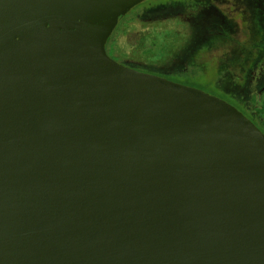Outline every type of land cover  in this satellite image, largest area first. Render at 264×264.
<instances>
[{
	"label": "water",
	"instance_id": "obj_1",
	"mask_svg": "<svg viewBox=\"0 0 264 264\" xmlns=\"http://www.w3.org/2000/svg\"><path fill=\"white\" fill-rule=\"evenodd\" d=\"M144 0H0V264H264V134L112 58Z\"/></svg>",
	"mask_w": 264,
	"mask_h": 264
},
{
	"label": "rangeland",
	"instance_id": "obj_2",
	"mask_svg": "<svg viewBox=\"0 0 264 264\" xmlns=\"http://www.w3.org/2000/svg\"><path fill=\"white\" fill-rule=\"evenodd\" d=\"M260 5L255 18L254 7ZM238 14L262 32L264 0H146L142 11L121 19L125 22L115 28L111 55L126 66L166 78L199 65L207 73L191 86L212 93L216 81L224 91L260 109L264 55L244 44L248 37ZM252 18L257 23L252 24Z\"/></svg>",
	"mask_w": 264,
	"mask_h": 264
},
{
	"label": "trees",
	"instance_id": "obj_3",
	"mask_svg": "<svg viewBox=\"0 0 264 264\" xmlns=\"http://www.w3.org/2000/svg\"><path fill=\"white\" fill-rule=\"evenodd\" d=\"M146 1V0H145ZM141 2L139 4H137L134 8H132L122 19L125 21L127 19L130 18H134L135 15H137V13H139L140 11H142L144 9V2ZM165 2H162V4H164ZM154 3H149L148 6L152 5ZM158 5V4H155ZM133 9H135V13L133 12ZM132 16H131V14ZM130 14V15H129ZM131 16V17H130ZM258 15L255 16V18H257ZM238 20H240L241 23H243V27H245L244 32L247 33V42H245L244 44L249 48H256L259 52H261V55H264V28L262 25V32L259 33V31H257L256 29L249 27V23L247 24L246 21L243 20V18L241 17V15H237L236 17ZM122 20V21H123ZM120 20V23H118V26L116 27H120L125 21L122 22ZM122 22V24H121ZM250 22L252 24L257 23V19H251ZM250 23V24H251ZM117 29V28H116ZM115 29V30H116ZM111 34V36L109 37L107 43H106V49L108 54L112 57L111 52L113 51V36H114V32ZM258 37H260L261 39V46L257 45L259 42ZM236 42H240L241 40H236ZM255 49V50H256ZM113 58V57H112ZM193 67H188L187 71L184 72H179V73H174V74H169L170 77L169 79L183 83V84H187V85H193L194 82H199L197 77L202 74V73H207L205 68L200 67L199 65H195L194 69H191ZM174 77V78H173ZM215 86L213 87V94L221 97L223 99H225L226 101L230 102L231 104L235 105L238 109H240L246 116H248L259 128V130L264 134V105L260 108V109H254L252 105L246 103L245 101L239 100V98H237L234 94L230 93V92H226L223 89H221L220 87H218L216 85V81H215ZM211 93V94H212Z\"/></svg>",
	"mask_w": 264,
	"mask_h": 264
},
{
	"label": "flooded vegetation",
	"instance_id": "obj_4",
	"mask_svg": "<svg viewBox=\"0 0 264 264\" xmlns=\"http://www.w3.org/2000/svg\"><path fill=\"white\" fill-rule=\"evenodd\" d=\"M254 8H255V9H254L255 11H253L254 14H255V15L260 14L259 10H261V9H260V8H261V5H260V6H255ZM249 15L251 16V13H250ZM246 19H247V18H246ZM245 21H246V20H245Z\"/></svg>",
	"mask_w": 264,
	"mask_h": 264
}]
</instances>
